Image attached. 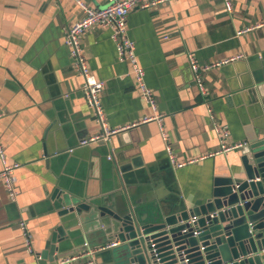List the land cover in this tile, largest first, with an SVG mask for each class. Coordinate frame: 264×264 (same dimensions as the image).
<instances>
[{
    "label": "crops",
    "instance_id": "0c3cea01",
    "mask_svg": "<svg viewBox=\"0 0 264 264\" xmlns=\"http://www.w3.org/2000/svg\"><path fill=\"white\" fill-rule=\"evenodd\" d=\"M83 1L94 8L108 2ZM230 2L231 11L225 0H166L129 12L127 33L154 91L155 110L136 89L130 65L118 59L110 29H88L80 38L82 52L91 74L103 81L108 125L138 124L106 142L77 147L100 130L64 43L81 8L74 0H0V140L8 160L20 164L14 200L0 182V264L49 263L43 253L48 239L67 223L53 199L57 189L107 195L119 176L134 186L154 178L162 180V195L191 206L210 196L216 176L240 163L241 148L209 153L264 134V98L255 90L264 85V0ZM190 55L200 67L211 65L199 69L205 96ZM156 113L163 114L176 158L194 162L170 164L158 121L140 122ZM214 122L225 125L227 135ZM95 257L112 264L110 252Z\"/></svg>",
    "mask_w": 264,
    "mask_h": 264
},
{
    "label": "water",
    "instance_id": "95a60500",
    "mask_svg": "<svg viewBox=\"0 0 264 264\" xmlns=\"http://www.w3.org/2000/svg\"><path fill=\"white\" fill-rule=\"evenodd\" d=\"M255 90L263 99L264 85ZM240 153L239 164L214 178L210 196L191 206L162 195V180L154 178L134 186L119 176L107 195L55 190L67 223L48 239V264L115 239L95 256L110 252L112 264H264V134L248 138Z\"/></svg>",
    "mask_w": 264,
    "mask_h": 264
},
{
    "label": "built area",
    "instance_id": "2783aa9c",
    "mask_svg": "<svg viewBox=\"0 0 264 264\" xmlns=\"http://www.w3.org/2000/svg\"><path fill=\"white\" fill-rule=\"evenodd\" d=\"M81 8L83 15L76 20L72 25L68 26L65 31L64 43L68 48V52L73 61V66L78 75L82 78L81 91L89 106L92 107L95 118L100 125V130L97 133L82 137L77 147L92 145L97 142H106L109 140L112 134L120 132L124 129L134 127L138 122H132L122 127H110L105 118V111L101 100V92L103 89V81L96 79L88 68L85 56L82 52V46L80 38L91 27L103 26L107 27L111 31V39L114 43L115 52L119 60L126 61L130 65L131 73L134 75L136 89L140 93L141 97L152 107L156 108L155 95L151 87L148 86L145 80V71L138 61L136 54V47L133 40L130 39L127 33L126 18L129 12L135 8L147 9L154 7L166 0H108L107 4L101 8H94L87 5L83 0H74ZM225 9L231 11L232 5L230 0H225ZM240 33V31L238 32ZM236 58H231L228 61H233ZM211 65H204L200 67L190 55V68L195 73V80L200 90V93L205 96L206 88L202 82L200 76V70H206ZM200 69V70H199ZM163 114H152L143 116L140 122L148 120H156L159 123V130L164 140L165 151L167 159L170 164L175 168H180L186 164L192 163L195 160H178L172 150L170 143L167 142L166 134L161 126V119ZM214 129L220 135H227V127L225 125L214 122ZM246 143L243 141L236 142L234 144L222 143L218 151L209 153V155L216 154L218 152H224L230 149H239ZM74 148H69L68 151H73ZM0 182H2L7 191L10 200H14L17 194L15 187V170L20 167L18 162L9 161L2 146L0 140ZM196 220L195 216L188 219V223L192 224ZM22 228H25L23 222H20ZM186 231V229H183ZM26 240L30 241V234L24 232ZM198 231L193 230V234L196 235ZM119 243L117 239L109 241L96 248H87L86 250L75 253L69 256H64L56 261V264H75L79 258H84L81 264H100L95 255L100 250L111 248ZM152 246L154 243L151 244ZM203 248L202 246L200 247Z\"/></svg>",
    "mask_w": 264,
    "mask_h": 264
}]
</instances>
